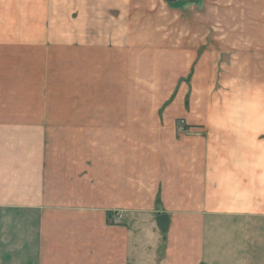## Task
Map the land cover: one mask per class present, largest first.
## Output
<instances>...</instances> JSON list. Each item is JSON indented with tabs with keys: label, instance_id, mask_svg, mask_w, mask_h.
Returning <instances> with one entry per match:
<instances>
[{
	"label": "crops",
	"instance_id": "0c3cea01",
	"mask_svg": "<svg viewBox=\"0 0 264 264\" xmlns=\"http://www.w3.org/2000/svg\"><path fill=\"white\" fill-rule=\"evenodd\" d=\"M71 2L75 17L81 10L82 18L102 13L123 23L137 0ZM60 7L61 0H0V39L24 43L19 27L36 25V40L43 46L47 29L56 56ZM259 31L247 40L260 61L247 66L246 112L220 116L203 111L210 101L188 103L187 92L169 99L178 113L149 116L122 109L118 98L110 110L101 99L61 101L58 85L49 96L42 77L21 80V44L0 50V264H264ZM33 70L42 75L43 63ZM97 102L100 112L85 108ZM180 120L187 131L177 129ZM160 215L169 218L167 233Z\"/></svg>",
	"mask_w": 264,
	"mask_h": 264
},
{
	"label": "rangeland",
	"instance_id": "374dc122",
	"mask_svg": "<svg viewBox=\"0 0 264 264\" xmlns=\"http://www.w3.org/2000/svg\"><path fill=\"white\" fill-rule=\"evenodd\" d=\"M73 3L61 0L56 56L49 54L52 43L46 41L47 29L43 46L36 40L42 38L36 25L18 26L26 36L24 43L15 34L11 41L0 39V50L22 45L17 57L21 80L24 76H31L32 81L42 77L46 95L51 96L53 86L58 85L61 101L101 99L107 110L114 109L111 99H122L119 107H139L147 116L156 115L160 108L164 114L178 113L179 106L170 105L171 100L186 92L188 103L210 101L212 106L203 109L210 111L205 113L246 112L247 66L260 61L259 50L256 57L249 56L247 40L263 33L259 30L264 28V0H197L172 5L171 9L154 0H137L135 8L123 15V23V18L119 22L113 15H96L98 11H93V18H82L78 10L75 17L68 11ZM77 38L85 41H74ZM258 42L252 44L259 47ZM40 49H44L43 58L38 55ZM42 63L41 75L33 69ZM204 67L206 72L199 70ZM99 103L85 108L100 112ZM66 109V105L60 106L61 113ZM188 127L184 120L177 122L180 131Z\"/></svg>",
	"mask_w": 264,
	"mask_h": 264
},
{
	"label": "water",
	"instance_id": "95a60500",
	"mask_svg": "<svg viewBox=\"0 0 264 264\" xmlns=\"http://www.w3.org/2000/svg\"><path fill=\"white\" fill-rule=\"evenodd\" d=\"M197 0H166L170 5H176L178 3L196 2ZM157 226L163 233H167L169 227V218L166 215H160L157 219Z\"/></svg>",
	"mask_w": 264,
	"mask_h": 264
}]
</instances>
